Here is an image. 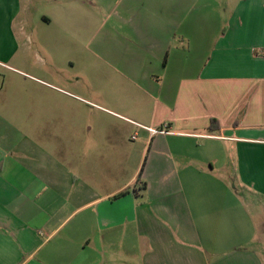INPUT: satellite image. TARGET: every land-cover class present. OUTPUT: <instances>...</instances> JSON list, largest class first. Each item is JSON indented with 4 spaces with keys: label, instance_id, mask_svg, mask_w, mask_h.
Wrapping results in <instances>:
<instances>
[{
    "label": "crops",
    "instance_id": "obj_1",
    "mask_svg": "<svg viewBox=\"0 0 264 264\" xmlns=\"http://www.w3.org/2000/svg\"><path fill=\"white\" fill-rule=\"evenodd\" d=\"M30 18L99 37L86 46L119 98L103 108L142 142L98 162L133 171L103 194L86 129L0 112V264H264V0H0V66L32 44Z\"/></svg>",
    "mask_w": 264,
    "mask_h": 264
},
{
    "label": "rangeland",
    "instance_id": "obj_2",
    "mask_svg": "<svg viewBox=\"0 0 264 264\" xmlns=\"http://www.w3.org/2000/svg\"><path fill=\"white\" fill-rule=\"evenodd\" d=\"M109 12L107 10L103 17L109 16ZM116 18L113 15L107 18V26H116ZM30 20L26 38L30 37L32 44L21 45L16 56L7 62L11 67L0 66L1 116L14 126L48 129L57 126L56 122L53 124L51 119L43 117L48 113L65 114L59 115L64 118L62 126H58L60 129H86L89 150L85 176L89 186L102 184L103 194L111 188L121 187L133 175L126 163L100 167L98 162L118 158L110 150L114 145H121L127 152L136 148L142 138L139 134L136 140H132L136 132L125 121L105 110L119 111L115 105L119 98L110 84L101 85L100 71L97 70L100 62L86 46L99 37L88 36L84 42L76 35H53L58 30L54 25H48L40 18ZM6 41L11 46L12 39ZM63 42L66 43L65 49ZM84 57L88 60L85 61ZM86 76L91 80L89 85L84 81ZM79 154L70 152L73 160H78ZM81 154L83 158L84 152ZM71 168L80 178L77 169Z\"/></svg>",
    "mask_w": 264,
    "mask_h": 264
},
{
    "label": "built area",
    "instance_id": "obj_3",
    "mask_svg": "<svg viewBox=\"0 0 264 264\" xmlns=\"http://www.w3.org/2000/svg\"><path fill=\"white\" fill-rule=\"evenodd\" d=\"M131 123H133L134 125H136L138 128L142 130L148 131L151 134V136L156 135V134H169L170 133L168 124H165L161 128H150V127L144 126L136 122H131ZM138 136H139V133L136 132L134 136L132 137V140H136Z\"/></svg>",
    "mask_w": 264,
    "mask_h": 264
},
{
    "label": "trees",
    "instance_id": "obj_4",
    "mask_svg": "<svg viewBox=\"0 0 264 264\" xmlns=\"http://www.w3.org/2000/svg\"><path fill=\"white\" fill-rule=\"evenodd\" d=\"M209 129L212 132L218 131L220 129L218 122L216 120H212ZM145 189H146V183H143L142 190H145ZM125 193H123V194H125Z\"/></svg>",
    "mask_w": 264,
    "mask_h": 264
}]
</instances>
